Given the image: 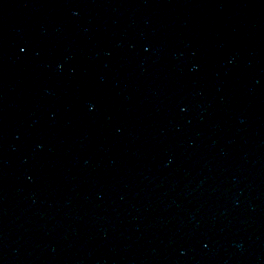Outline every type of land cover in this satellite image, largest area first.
Segmentation results:
<instances>
[{
	"label": "water",
	"instance_id": "obj_1",
	"mask_svg": "<svg viewBox=\"0 0 264 264\" xmlns=\"http://www.w3.org/2000/svg\"><path fill=\"white\" fill-rule=\"evenodd\" d=\"M0 264H264V0H0Z\"/></svg>",
	"mask_w": 264,
	"mask_h": 264
}]
</instances>
